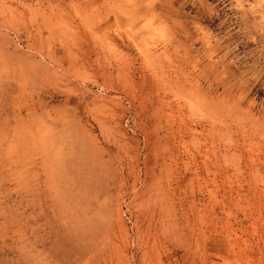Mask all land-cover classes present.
<instances>
[{
    "label": "rangeland",
    "instance_id": "1",
    "mask_svg": "<svg viewBox=\"0 0 264 264\" xmlns=\"http://www.w3.org/2000/svg\"><path fill=\"white\" fill-rule=\"evenodd\" d=\"M109 262L264 264V0H0V264Z\"/></svg>",
    "mask_w": 264,
    "mask_h": 264
},
{
    "label": "bare ground",
    "instance_id": "2",
    "mask_svg": "<svg viewBox=\"0 0 264 264\" xmlns=\"http://www.w3.org/2000/svg\"><path fill=\"white\" fill-rule=\"evenodd\" d=\"M159 78V77H158ZM150 89V88H149ZM185 96V95H184ZM187 98H189V97H187ZM187 98H186V100H187ZM191 98V97H190ZM185 99V98H184ZM189 102V101H188ZM190 103V102H189ZM192 106V105H191ZM156 180L157 179H155V182H156ZM164 182V181H163ZM159 186V185H158ZM146 187H147V185H146ZM162 188V187H161ZM160 191V190H159ZM153 194V193H152ZM155 195V194H154ZM161 195V194H160ZM149 199H153L154 200V202H155V204L154 205H156L158 202H157V200H158V195H157V197L156 198H151V196H150V198ZM148 200V199H147ZM166 201V200H165ZM160 202V201H159ZM148 203H149V201H148ZM151 205V204H150ZM159 205V204H158ZM161 207H162V204L160 205ZM168 206V205H167ZM166 207V206H165ZM156 209H154L153 208V210L151 211L152 213H153V215H152V217L155 219L156 218V215L158 216V221H159V224L161 223V225L163 224V223H165V221H164V218H163V213H162V210L161 211H157V210H160V209H157V207H155ZM159 212V213H158ZM151 214V213H150ZM166 214V213H165ZM165 217V216H164ZM156 219V220H157ZM169 219V218H168ZM165 225V224H164ZM175 229H177L176 227H175ZM148 230V229H147ZM172 231H173V229H172ZM178 235H179V233H178ZM180 237V236H179ZM175 238V237H174ZM173 238V239H174ZM179 239V238H178ZM153 246H151V248H152ZM157 248V247H156ZM117 251V250H116ZM147 255V254H146ZM160 255V254H159ZM157 258V257H156ZM112 261V260H111ZM157 261V260H156ZM153 263V262H152ZM109 264H110V262H109ZM154 264V263H153Z\"/></svg>",
    "mask_w": 264,
    "mask_h": 264
}]
</instances>
